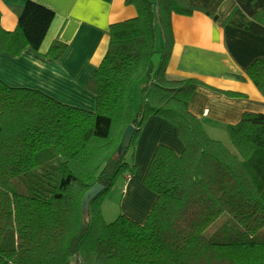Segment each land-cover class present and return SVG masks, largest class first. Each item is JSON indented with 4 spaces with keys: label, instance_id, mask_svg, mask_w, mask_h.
<instances>
[{
    "label": "trees",
    "instance_id": "obj_1",
    "mask_svg": "<svg viewBox=\"0 0 264 264\" xmlns=\"http://www.w3.org/2000/svg\"><path fill=\"white\" fill-rule=\"evenodd\" d=\"M235 2L250 7V21L230 13L223 22L264 36V0ZM125 3L136 15L109 25L106 52L87 81L95 110L0 80V264H264V112L245 111L228 124L227 146L189 110L202 83L166 74L172 14H217L190 0ZM14 11L13 30L0 24V51L39 49L54 12L33 0ZM156 28L162 46L154 66ZM64 48L54 41L48 54L59 58ZM246 74L264 97V58ZM141 79L136 110L133 89ZM149 116L174 125L183 149L156 146L143 176L156 197L142 222L123 213L106 222L100 197L119 175L133 174L134 146ZM127 125L135 131L119 153ZM95 182L104 189L83 222L81 200Z\"/></svg>",
    "mask_w": 264,
    "mask_h": 264
},
{
    "label": "crops",
    "instance_id": "obj_2",
    "mask_svg": "<svg viewBox=\"0 0 264 264\" xmlns=\"http://www.w3.org/2000/svg\"><path fill=\"white\" fill-rule=\"evenodd\" d=\"M33 1L50 8L54 17L39 49L24 46L15 54L0 51V80L10 86L38 89L68 105L95 110V94L87 81L106 52L109 25L134 17L135 7L125 0ZM190 1L216 13L217 18L201 11L188 16L172 14L174 40L166 74L202 83L190 96L189 110L210 136L220 138L226 134L227 125L236 123L243 112H264V97L246 74L255 58H264V36L223 22L231 13L248 23L250 7H238L235 0ZM25 2L0 0V24L4 29L16 27L14 7ZM54 41L65 44L59 58L48 54ZM158 144L177 153L183 149L174 125L149 116L134 146V172L125 176L129 201L125 214L138 222L145 219L156 197L142 179Z\"/></svg>",
    "mask_w": 264,
    "mask_h": 264
},
{
    "label": "rangeland",
    "instance_id": "obj_3",
    "mask_svg": "<svg viewBox=\"0 0 264 264\" xmlns=\"http://www.w3.org/2000/svg\"><path fill=\"white\" fill-rule=\"evenodd\" d=\"M153 1V0H152ZM162 46V37L161 34L156 28V35H155V43H154V54L152 57V61L154 66H157L159 59H160V50ZM144 85V80L141 79L136 83L133 89V104L134 109H138L140 104L143 101V91L142 86ZM96 108V106H95ZM94 108V109H95ZM220 139L223 143L227 146H231L229 143V138L227 136V132L223 137L217 138ZM134 151V150H133ZM131 154L132 148L128 150V161L131 163ZM140 169V168H139ZM125 176L119 175L114 183V185L106 190L100 197V214L104 221L109 222L114 220L120 213L125 214V210H127L128 205V198H127V189H128V182L125 180ZM143 182V179H142ZM130 194V192H129ZM128 194V196H129ZM126 215V214H125ZM129 216V215H127ZM130 217V216H129ZM131 218V217H130Z\"/></svg>",
    "mask_w": 264,
    "mask_h": 264
},
{
    "label": "water",
    "instance_id": "obj_4",
    "mask_svg": "<svg viewBox=\"0 0 264 264\" xmlns=\"http://www.w3.org/2000/svg\"><path fill=\"white\" fill-rule=\"evenodd\" d=\"M135 131V127L133 125H127L121 135L117 151L119 153H124L131 141L133 133ZM104 186L100 182H95L92 186H90L83 195L81 200V214L82 221L85 222L89 218V203L93 200L100 192H102Z\"/></svg>",
    "mask_w": 264,
    "mask_h": 264
}]
</instances>
